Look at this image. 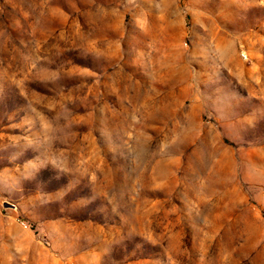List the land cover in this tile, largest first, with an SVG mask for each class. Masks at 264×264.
I'll return each instance as SVG.
<instances>
[{"label":"rangeland","instance_id":"rangeland-1","mask_svg":"<svg viewBox=\"0 0 264 264\" xmlns=\"http://www.w3.org/2000/svg\"><path fill=\"white\" fill-rule=\"evenodd\" d=\"M0 264H264V0H0Z\"/></svg>","mask_w":264,"mask_h":264}]
</instances>
